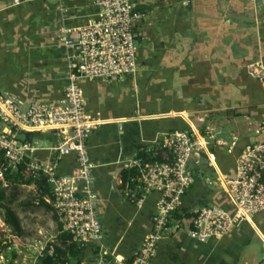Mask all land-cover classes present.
<instances>
[{"label": "crops", "instance_id": "0c3cea01", "mask_svg": "<svg viewBox=\"0 0 264 264\" xmlns=\"http://www.w3.org/2000/svg\"><path fill=\"white\" fill-rule=\"evenodd\" d=\"M133 3L142 13L133 27L136 71L78 80L86 115L97 121L86 142L103 233L99 245L85 248L81 264L132 259L152 229L161 195L143 193L140 166L175 130L202 133L207 150L192 154L194 181L146 264H264V210L220 239L201 242L189 234L195 207L217 204L233 212L222 175L234 176L244 144L264 140V0ZM97 13L94 0H0V93L23 109L61 100L77 52L64 38L76 40L79 27ZM250 67L260 69L263 78L250 75ZM19 136L34 145V159H55L59 173H71L75 155L55 157L52 151L60 140L56 131ZM0 230L2 238L10 237L7 226ZM16 238L19 247L10 259L19 249L46 246Z\"/></svg>", "mask_w": 264, "mask_h": 264}, {"label": "built area", "instance_id": "2783aa9c", "mask_svg": "<svg viewBox=\"0 0 264 264\" xmlns=\"http://www.w3.org/2000/svg\"><path fill=\"white\" fill-rule=\"evenodd\" d=\"M94 2L98 8L97 16L79 27L76 40L64 38V43L77 48V52L75 61L69 65L70 72L61 100L55 103L33 102L23 109L13 97L0 93V151L4 160L0 163V185L7 186L6 172L17 171L20 165L31 177L44 175L50 185L56 213L72 240L80 247L92 243L99 245L103 233L93 189L94 164L90 160L86 142L97 121L86 115L78 80L132 75L136 71L137 51L133 27L142 17V13L134 8L133 0ZM67 31L63 30L64 33ZM251 73L263 76L260 69ZM48 130L56 131L60 136L52 147L55 157L68 153L75 155V166L71 173H59L55 159H34V145L21 140L19 136L21 132ZM207 145L205 136L197 130H175L168 133L161 144L171 159L140 166L139 180L143 193L155 190L161 195L152 217L151 231L130 262L119 260V264L147 263L169 216L194 181L189 167L192 154L205 152ZM231 145L234 146L235 142H231ZM235 165L233 177L222 175L224 190L234 205L233 212L217 204L195 207L189 230L194 239L201 242L220 239L232 226L251 220L256 213L264 210V140L244 144ZM9 234L10 237L3 243L12 244H6L1 250L0 264H19L15 257L9 258L10 251L19 247L16 236ZM34 246L38 247L37 244ZM43 248L40 245L34 250L39 254Z\"/></svg>", "mask_w": 264, "mask_h": 264}, {"label": "trees", "instance_id": "16d2710c", "mask_svg": "<svg viewBox=\"0 0 264 264\" xmlns=\"http://www.w3.org/2000/svg\"><path fill=\"white\" fill-rule=\"evenodd\" d=\"M28 133H32V132H28ZM26 139H29V136L26 135ZM26 139L23 141H26ZM159 149L160 150H156L152 152L150 155H148L149 163L155 161H168L171 159V156L164 148L160 147ZM143 156H145V154H143L142 157ZM3 162L4 160L2 157V152L0 151V163ZM22 172L25 173L22 165H20L17 171H13L11 173L6 172L5 176L6 179H9V176L13 174L12 180H14L15 182L26 183V184L34 183L35 186H39L40 195L38 198V202H40L46 209L53 210V219L57 223V229H58L57 241L53 243H48L44 247L42 253H40L39 256L37 257L38 264H81V260L83 258V251L85 250V248L88 246H94L98 244L92 243L84 247H80L79 245H77L72 240V236L64 228V224L60 220L59 215L56 213L52 201L50 185L46 182L44 175L39 174L36 177L27 176V178L23 180ZM7 187L8 185L7 186L0 185V209L3 211L2 214L3 224L2 226H0V228L7 226L13 235L20 237L22 239L24 235V228L15 209L12 207L11 199L6 194ZM44 196H47L46 200ZM2 234L3 233L0 230V252L3 248H5L6 244L7 246H11L12 244L11 242H7L6 244H4L3 241L6 238H2L1 237ZM127 262L130 261L128 260Z\"/></svg>", "mask_w": 264, "mask_h": 264}, {"label": "rangeland", "instance_id": "374dc122", "mask_svg": "<svg viewBox=\"0 0 264 264\" xmlns=\"http://www.w3.org/2000/svg\"><path fill=\"white\" fill-rule=\"evenodd\" d=\"M253 70L257 71L258 69L257 67H250L248 70L250 75L263 78V76L252 74L251 72ZM12 177L13 174H11L7 180L8 187L6 188V194L11 199L12 207L19 213L21 222L25 224L24 240L32 245L37 244L35 243L37 239L42 241L41 244L46 245L56 242L58 234L57 223L53 219V210L46 209L38 202L40 187L35 186L34 183L26 184L15 182L12 180ZM26 178L27 176L23 173L22 179L24 180ZM0 214H3L1 209ZM33 228H35L34 231ZM94 249L93 252L95 251ZM22 251L20 250L19 253L15 252V259L19 264H38L37 254L32 247L28 249L23 248ZM98 254L99 253H97V255ZM90 259H93V257Z\"/></svg>", "mask_w": 264, "mask_h": 264}, {"label": "clouds", "instance_id": "9594fccd", "mask_svg": "<svg viewBox=\"0 0 264 264\" xmlns=\"http://www.w3.org/2000/svg\"><path fill=\"white\" fill-rule=\"evenodd\" d=\"M26 176H29V175H27L26 173H24ZM8 180V179H7ZM6 183H7V181H6ZM7 185H8V183H7ZM45 247V246H44ZM44 249V248H43ZM43 249H42V251H43ZM42 251L40 252V253H42ZM39 253V254H40ZM37 254V253H36ZM39 254H37V257L39 256Z\"/></svg>", "mask_w": 264, "mask_h": 264}]
</instances>
